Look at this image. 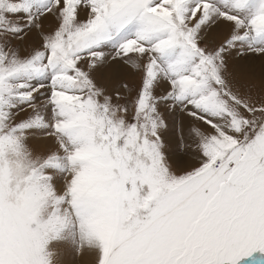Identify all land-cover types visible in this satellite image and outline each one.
Here are the masks:
<instances>
[{
    "label": "snow or ice",
    "instance_id": "1",
    "mask_svg": "<svg viewBox=\"0 0 264 264\" xmlns=\"http://www.w3.org/2000/svg\"><path fill=\"white\" fill-rule=\"evenodd\" d=\"M264 264V0H0V264Z\"/></svg>",
    "mask_w": 264,
    "mask_h": 264
},
{
    "label": "rangeland",
    "instance_id": "2",
    "mask_svg": "<svg viewBox=\"0 0 264 264\" xmlns=\"http://www.w3.org/2000/svg\"><path fill=\"white\" fill-rule=\"evenodd\" d=\"M86 259V260H84ZM90 257H88L87 255L83 258V260L80 262L78 261L77 264H90Z\"/></svg>",
    "mask_w": 264,
    "mask_h": 264
},
{
    "label": "bare ground",
    "instance_id": "3",
    "mask_svg": "<svg viewBox=\"0 0 264 264\" xmlns=\"http://www.w3.org/2000/svg\"><path fill=\"white\" fill-rule=\"evenodd\" d=\"M84 260H86V259H84ZM81 262V261H80Z\"/></svg>",
    "mask_w": 264,
    "mask_h": 264
}]
</instances>
